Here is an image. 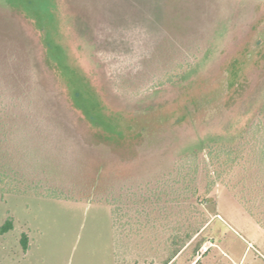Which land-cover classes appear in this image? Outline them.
Masks as SVG:
<instances>
[{"label": "rangeland", "instance_id": "obj_1", "mask_svg": "<svg viewBox=\"0 0 264 264\" xmlns=\"http://www.w3.org/2000/svg\"><path fill=\"white\" fill-rule=\"evenodd\" d=\"M262 115L264 0H0V172L70 196L0 181V264H163L203 218L169 264H264V229L227 186L171 183ZM115 205L149 225L116 231Z\"/></svg>", "mask_w": 264, "mask_h": 264}, {"label": "trees", "instance_id": "obj_2", "mask_svg": "<svg viewBox=\"0 0 264 264\" xmlns=\"http://www.w3.org/2000/svg\"><path fill=\"white\" fill-rule=\"evenodd\" d=\"M178 74L172 73L166 79V82H173L179 79ZM161 84H164V82ZM85 111V110H84ZM88 119L97 124L99 119L93 115H88ZM108 131L110 129L106 128ZM177 168L178 171L171 179V183L181 184V191L191 193L193 196L199 195V186L197 184L199 176L204 175L206 181V194H210L214 187L221 183L227 186L247 212L257 221L264 229V115L255 120L246 136L237 144H212L205 149V156H201L199 151H193L186 157L182 158ZM11 177L9 172H0V181L5 183L10 191H26L25 187H35L33 193L55 199L69 198L65 192L53 187H41L40 183L26 184L20 188H15L18 182ZM17 187V186H16ZM17 190H14V189ZM24 188V189H23ZM167 193V192H165ZM180 195V194H179ZM181 198L177 196L176 199ZM113 222L116 231H121L122 234H132L136 230L140 234V230L147 227L149 223H142L139 220L136 223H130L122 220L125 214L122 206H114L112 209ZM198 222V223H197ZM195 224L189 225L185 229L184 234H188L185 238L180 239V236L172 235V248L168 257L163 261V264H169L185 247L186 243L192 239V234H197L207 223L206 219L197 221ZM13 228V220L8 219L2 226L1 231L4 233ZM136 228V229H135ZM181 224L175 226V233L180 234L182 231ZM180 239V240H179ZM22 244L25 250L28 249V235L22 236Z\"/></svg>", "mask_w": 264, "mask_h": 264}]
</instances>
